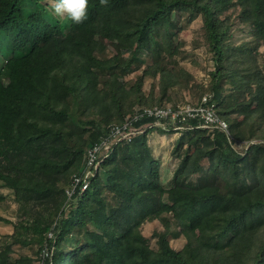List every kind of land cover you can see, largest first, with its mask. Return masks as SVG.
<instances>
[{
    "label": "trees",
    "instance_id": "1",
    "mask_svg": "<svg viewBox=\"0 0 264 264\" xmlns=\"http://www.w3.org/2000/svg\"><path fill=\"white\" fill-rule=\"evenodd\" d=\"M233 3L89 0L87 19L70 21L66 32L50 14H35V7H43L36 0H0V33L18 22L27 29V40H20L19 49L4 51L0 64V186L11 189L21 210L10 234L14 244L46 248L44 264L51 257L53 264H264V70L246 57L251 53L247 46L230 45L231 25L220 16ZM236 3L240 21L253 27V36L264 45V0ZM179 13L202 18L213 61L207 104L227 123L231 139L219 129L186 130L174 148L182 171L165 188L157 180V162L145 137L137 132L112 142L85 183L88 149L128 121L134 108L161 105L181 78L192 79L185 70L160 65L163 52L173 56L177 51L168 29ZM160 21L164 43L154 35ZM101 38L119 45L127 54L123 61L103 55L107 47ZM144 50L153 56L145 72L159 77L157 94L142 93L141 78L129 85L124 79L143 62L139 55ZM253 114L261 121L255 120L259 126L247 135L254 142L238 150L233 144L246 141L240 129ZM148 122L153 118L144 116L131 125ZM203 169L211 178L194 183L191 177ZM71 174L78 181L67 196L62 182ZM166 216L185 239L188 255L170 246L167 230L157 235L156 249L134 236L148 217L165 221ZM71 220L84 233L98 229L102 235L95 243L78 240L74 247H60L69 241L64 230ZM0 221L10 222L1 214ZM59 249L61 257L56 256ZM0 264L31 262L27 256H0Z\"/></svg>",
    "mask_w": 264,
    "mask_h": 264
},
{
    "label": "rangeland",
    "instance_id": "2",
    "mask_svg": "<svg viewBox=\"0 0 264 264\" xmlns=\"http://www.w3.org/2000/svg\"><path fill=\"white\" fill-rule=\"evenodd\" d=\"M37 4H42L43 7H35V14H42L43 17L46 13L55 17L61 25L64 27V31H68L70 28V21L62 18H57L50 11V6L52 0H36ZM240 7L237 5L236 0L234 3L223 12L220 16V19L226 20L231 25V30L233 32L232 40L230 45L234 44L235 46H247L251 50L249 56L251 62L255 61L258 65V68L264 70V45L260 44L255 37L253 36V27L250 25H245L240 21ZM16 18L22 20L23 16L17 14ZM45 21H48L46 18ZM169 35H171V48L176 49V53L173 56L168 55V52H161L160 65L162 68L166 67L169 70L174 71L178 68L185 70L190 73L191 78L188 82L183 78L180 79L179 84L170 88L167 92V95L170 96V99H164L161 105L163 106H172L175 104H186V103H196L201 100L202 96L207 95L209 90V80H210V71L213 70V61L211 59V52L208 51V48L204 40V29L202 26V18L198 15H190L188 13H179L174 15L172 18V23L170 26ZM165 29L163 21H160L154 29L155 40L159 43H164L165 40ZM21 41L27 40V29L18 22L14 26L6 27L3 32L0 33V42L3 44L0 47V64L4 63L3 55L4 51L15 50L21 47ZM101 40L106 45V50L103 55H117L121 61L125 58L127 54H124L119 45L114 40ZM230 47V46H229ZM160 47H158L159 50ZM163 48V47H162ZM165 48V46H164ZM161 49V48H160ZM139 58L143 60L141 64L133 65V70L128 71L125 74L126 80H128L127 85L138 83V79H142V83L139 87L140 91L144 94L152 91L154 94L159 93V77H151L147 75L145 69L153 64L152 53L148 51H142L139 55ZM135 66V67H134ZM182 75V74H181ZM227 84V83H225ZM226 89L223 93L225 94ZM236 115H231L235 117ZM240 118V117H239ZM256 117L251 115L250 121L247 124L241 126L240 131L243 132L245 140L241 143L233 144L238 150L246 149L251 145L254 140L253 138H248V132L254 131L257 126L261 124V121H257L259 125L254 124ZM153 129H147L142 132L141 135L145 137V144L150 148L152 155L154 156L157 166H158V181L165 187L170 188L174 184L176 176L182 171L179 157L177 153H174V148L177 143V140L185 138L187 136L186 132H176L170 129H162L161 127H156L152 125ZM156 127V128H155ZM136 134L134 131L132 135ZM131 135V136H132ZM230 137L229 134H227ZM252 136V134H251ZM231 139V137H230ZM248 139H251L248 140ZM243 144V145H242ZM111 143L109 146L101 147L97 154L101 155L100 158L95 159L96 162L92 167L91 172L83 171V179L85 183H88L89 178L93 176L96 167L99 164V159L103 155H106L110 150ZM195 148L190 149L192 152ZM88 163V161H87ZM207 163V162H206ZM202 174H196L191 177V180L194 183H202L203 178L210 177L209 172L202 170ZM82 174V175H83ZM73 175L69 176L65 180L63 179L62 187L67 196L72 195L74 190L75 181ZM250 181V180H249ZM84 186H82L83 189ZM0 194L4 196V200L0 202V214L7 218L10 222L0 221V256L2 260L13 259L16 256H27L30 259L31 264H44L43 258L46 257V248L39 250L37 244H28L21 246L19 244H14L10 234L13 231V222L16 220V216L21 213L20 207L14 200V195L11 189L0 186ZM103 196L107 198L110 202L112 201L111 195L108 191L103 192ZM158 192L154 194V197L158 198ZM66 208L69 207V203L66 200ZM168 231L169 244L176 250L182 251L185 255H188V249L185 243V239L181 235H176V226L173 224L170 216H166V220L159 219L157 217H148L142 224L133 230L134 236L139 240L145 242L148 246L153 249L157 248V235L161 232ZM66 240L60 244V247L71 248L74 247L78 240L82 244L86 242H94L97 238L102 235V230L94 229L89 230V232L84 233L83 230L77 228L71 220V224L67 226L64 230ZM54 251L53 248L49 250V254H52ZM61 252V253H60ZM62 249H59L56 256L64 254ZM48 254V255H49ZM48 264L53 261V258H49ZM59 261V259H58ZM56 264V262L54 263Z\"/></svg>",
    "mask_w": 264,
    "mask_h": 264
},
{
    "label": "built area",
    "instance_id": "3",
    "mask_svg": "<svg viewBox=\"0 0 264 264\" xmlns=\"http://www.w3.org/2000/svg\"><path fill=\"white\" fill-rule=\"evenodd\" d=\"M208 94L202 96L196 103L175 104L172 106L152 105L144 106L135 114L133 121L139 117H152L153 122L148 126H159L162 129H171L176 132L192 129L194 127L206 128L208 130L219 129L228 132L227 123L217 114L212 104H207ZM192 120L197 121L196 124ZM132 121H126L122 125L111 128L109 136L102 140L99 145L88 149V163L85 172H91V166L95 160V154L101 147H108L112 141L130 139L136 128L131 125ZM85 174V173H84ZM78 181V178H76Z\"/></svg>",
    "mask_w": 264,
    "mask_h": 264
},
{
    "label": "clouds",
    "instance_id": "4",
    "mask_svg": "<svg viewBox=\"0 0 264 264\" xmlns=\"http://www.w3.org/2000/svg\"><path fill=\"white\" fill-rule=\"evenodd\" d=\"M104 2H105V0H101V3H104ZM88 3H89V0H52L51 6H50V11L57 18L66 19L68 21H71L73 24H80V23H83L87 19ZM142 107H144V106H142ZM142 107L134 108L133 114H131L129 116L128 121H133V117L135 116V114H137L141 110ZM141 118L142 117H139L136 120H139ZM136 120H134V121H136ZM150 123L148 122V124H150ZM148 124L143 123L142 125H139L137 127L133 126V127L136 128V133L138 132V134L139 133L141 134L143 131L150 129V128H153L151 126L149 127ZM188 130H190V129H188ZM140 131H142V132H140ZM183 131L185 132L186 130H182L180 132H183ZM118 141L119 140H115L112 142L115 143ZM83 176H84V174H83ZM83 176H82V180L85 181L83 179ZM76 178L77 177L73 178L75 183H77Z\"/></svg>",
    "mask_w": 264,
    "mask_h": 264
}]
</instances>
